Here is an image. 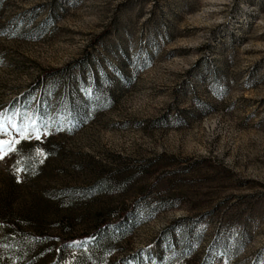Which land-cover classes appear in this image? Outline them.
Here are the masks:
<instances>
[{
	"label": "rangeland",
	"instance_id": "obj_1",
	"mask_svg": "<svg viewBox=\"0 0 264 264\" xmlns=\"http://www.w3.org/2000/svg\"><path fill=\"white\" fill-rule=\"evenodd\" d=\"M0 123V264H264V0H0Z\"/></svg>",
	"mask_w": 264,
	"mask_h": 264
},
{
	"label": "snow or ice",
	"instance_id": "obj_2",
	"mask_svg": "<svg viewBox=\"0 0 264 264\" xmlns=\"http://www.w3.org/2000/svg\"><path fill=\"white\" fill-rule=\"evenodd\" d=\"M35 122L33 121V124ZM15 127V126H14ZM31 126H22L21 128L18 129L19 133H20V138L21 139H29L31 138L29 136V129ZM7 129L4 128L3 124L0 123V132H6ZM32 131L34 132H38L37 129L32 128ZM36 139H39V135L37 134L35 136ZM19 143V140H15V141H6V140H0V159H3L5 155H7L9 152L15 151L16 149L14 148V145ZM39 152V150H38Z\"/></svg>",
	"mask_w": 264,
	"mask_h": 264
}]
</instances>
